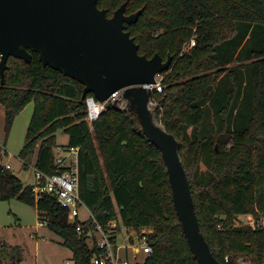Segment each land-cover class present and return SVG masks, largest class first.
I'll list each match as a JSON object with an SVG mask.
<instances>
[{"label":"trees","instance_id":"trees-1","mask_svg":"<svg viewBox=\"0 0 264 264\" xmlns=\"http://www.w3.org/2000/svg\"><path fill=\"white\" fill-rule=\"evenodd\" d=\"M127 3L126 15L144 9L127 25L148 59L173 58L162 74L164 91L154 110L180 147V156L203 233L220 264H264V0H98L112 17ZM195 46L184 52V45ZM30 63L11 57L0 83L5 130L31 102L34 112L19 154L23 168L34 162L52 176L57 134L65 148H79V195L95 221L107 228H150L153 253L144 264H199L174 207L160 150L144 135L136 113L108 102L92 126L86 121L85 86L62 71L44 66L31 49ZM162 111V117L160 114ZM0 201L33 206L41 223L73 253L74 264H93L99 250L69 220V211L3 165ZM34 158L35 161H34ZM253 216L257 226L237 225ZM7 250V251H5ZM12 264L23 262L19 246H6ZM226 258L229 259L226 262ZM0 264H4L0 254Z\"/></svg>","mask_w":264,"mask_h":264},{"label":"water","instance_id":"water-1","mask_svg":"<svg viewBox=\"0 0 264 264\" xmlns=\"http://www.w3.org/2000/svg\"><path fill=\"white\" fill-rule=\"evenodd\" d=\"M127 3L112 17L98 0H0V83L5 84L8 60L30 63L28 49L43 65L62 71L85 86L83 100L93 94L139 118L142 131L161 152L167 168L174 207L188 245L199 264H220L201 232L189 179L177 139L156 123L149 102L156 77L170 69L173 58L148 59L127 25L137 23L144 9L126 15Z\"/></svg>","mask_w":264,"mask_h":264},{"label":"built area","instance_id":"built-area-1","mask_svg":"<svg viewBox=\"0 0 264 264\" xmlns=\"http://www.w3.org/2000/svg\"><path fill=\"white\" fill-rule=\"evenodd\" d=\"M195 39L186 44L184 52H188L195 46ZM1 62V55H0ZM157 83L152 86L153 93L149 102V107L153 110L159 107L158 94H162V78L156 77ZM106 103L95 100L94 97L87 99L88 112L86 121L89 125L96 122L105 109ZM162 117V111L160 118ZM58 156L55 157V165L59 169H66L64 172H58L55 175L48 176L35 169L36 184L33 185V193L36 200H39L44 194L54 197L57 202L69 211V220L76 223V230L82 236H86L91 243L92 248L99 250L93 259V264H144L146 259L153 253V246L150 244V235L153 230L143 228L141 230L126 229V245L119 244L121 230L118 229V222H112L107 228L99 225L91 212L83 204L79 195V148L58 147ZM6 147L0 140V154H6ZM10 170V166H4ZM85 209L88 213L86 221L80 219V210ZM240 218V217H239ZM249 221L245 225L253 228L257 226L253 216H248ZM244 225V224H242ZM258 227L264 229V218L260 219ZM124 249V254L121 250ZM229 259L226 258V262ZM241 264H248L241 261Z\"/></svg>","mask_w":264,"mask_h":264},{"label":"rangeland","instance_id":"rangeland-1","mask_svg":"<svg viewBox=\"0 0 264 264\" xmlns=\"http://www.w3.org/2000/svg\"><path fill=\"white\" fill-rule=\"evenodd\" d=\"M185 47L186 44L184 45ZM160 77L162 78V75ZM32 103H29L15 118L8 134L5 130V109L0 105V140L5 144L7 151L4 164H10L13 174L31 186L36 184L34 166L30 165L28 168H23V163L18 157L24 145L28 122L33 108ZM120 107L125 108L126 102H123ZM151 110L154 112L153 109ZM155 121L160 124L156 117ZM57 137L59 146H66L68 144V136L62 131L58 132ZM56 152L59 153L58 151ZM21 203L15 204L17 207L12 212L8 206H4L3 224H5V227L0 231V251L3 248L5 250L6 246H19L23 251V262L21 264L62 263L63 260L71 255L70 250L58 243L60 242V237L50 231L47 226L36 230L34 228V224L36 223L35 207ZM87 218V212L85 209H81L80 219L86 221ZM248 221V216H240L237 225H245ZM124 237L120 235L119 244H127ZM5 251L0 253L3 263L12 264L9 254ZM122 253L124 254V250H122Z\"/></svg>","mask_w":264,"mask_h":264},{"label":"crops","instance_id":"crops-1","mask_svg":"<svg viewBox=\"0 0 264 264\" xmlns=\"http://www.w3.org/2000/svg\"><path fill=\"white\" fill-rule=\"evenodd\" d=\"M33 104V108H32V111H31V117H30V120H29V122H28V126H29V124H30V121H31V118H32V115H33V112H34V103H32ZM3 107V106H2ZM4 108V107H3ZM5 109V108H4ZM91 126V125H90ZM26 137V136H25ZM25 142V141H24ZM24 146V145H23ZM59 147H63V148H65V146H59ZM23 148V147H22ZM57 149H58V147L55 149V151H54V153H55V157L56 156H58V153L56 152L57 151ZM21 152V151H20ZM7 154V153H6ZM6 154L4 155V157H3V161H2V165L3 166H6V164H4V158H5V156H6ZM20 154V153H19ZM19 158V157H18ZM35 159L36 158H34V161H35ZM21 160V159H20ZM22 162V161H21ZM23 163V162H22ZM7 165H9L10 166V170L9 171H11L12 173H13V170H12V166L10 165V164H7ZM33 166H34V162H33V164H32ZM35 168V167H34ZM26 184V183H25ZM26 185H28V184H26ZM20 202V201H18L17 199H13V200H10V201H0V231L2 230V228L3 227H5V224H3V213H4V209H5V207L4 206H8L9 207V209L11 210V212L12 211H15V209H16V205L18 204V203ZM16 204V205H15ZM22 204V203H21ZM35 211H36V223L34 224V228L36 229V230H38V229H40L41 227H44V226H46V224H44V223H41V221H40V219H39V213H38V211H37V209L35 208ZM87 215H88V213H87ZM7 217H9V216H7ZM118 224H120V225H122L121 224V222H118ZM123 230L124 231H126V229H125V227H122L121 228V236H123L124 237V233H123ZM51 231V230H50ZM124 239H125V237H124ZM60 245H62V243H63V241H62V239L60 238V242H58ZM91 245V244H90ZM121 245H123V244H121ZM126 245V244H125ZM63 246V245H62ZM64 247V246H63ZM124 250V249H123ZM122 251V250H121ZM70 253H71V255L68 257V258H66L65 260H63L62 261V263H60V264H74V261H73V253L71 252V250H70Z\"/></svg>","mask_w":264,"mask_h":264}]
</instances>
